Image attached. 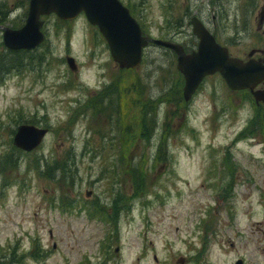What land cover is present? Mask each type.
<instances>
[{
	"label": "rangeland",
	"instance_id": "rangeland-1",
	"mask_svg": "<svg viewBox=\"0 0 264 264\" xmlns=\"http://www.w3.org/2000/svg\"><path fill=\"white\" fill-rule=\"evenodd\" d=\"M28 1L0 0V27L20 29ZM119 1L188 54L191 17L234 57L264 49V0ZM42 20L32 51L0 30V264H264V104L220 75L185 104L171 51L148 45L124 71L83 15ZM22 124L48 129L30 153L12 144ZM93 203L109 214L103 249L101 217L79 211Z\"/></svg>",
	"mask_w": 264,
	"mask_h": 264
},
{
	"label": "water",
	"instance_id": "water-1",
	"mask_svg": "<svg viewBox=\"0 0 264 264\" xmlns=\"http://www.w3.org/2000/svg\"><path fill=\"white\" fill-rule=\"evenodd\" d=\"M81 12H84L90 24L98 27L107 42L112 60L121 70L137 68L142 49L148 43L172 50L177 55L176 69L184 78V102L191 100L207 75L219 72L231 90H249L256 102L264 103V91L254 92V88L264 81V57L258 61L250 59L246 63L229 58L227 50L216 45L195 18L191 23L194 35L200 40L197 52L185 54L178 45L144 38L137 22L118 0H29L27 18L21 29L0 27L4 46L10 51H31L44 40L40 31L42 16L55 14L59 19L67 21ZM66 63L71 70H75L72 58H66ZM46 132L34 126H19L13 144L18 149L31 152L40 145Z\"/></svg>",
	"mask_w": 264,
	"mask_h": 264
},
{
	"label": "trees",
	"instance_id": "trees-1",
	"mask_svg": "<svg viewBox=\"0 0 264 264\" xmlns=\"http://www.w3.org/2000/svg\"><path fill=\"white\" fill-rule=\"evenodd\" d=\"M182 101H183V100H182ZM144 124H145V118L142 119V125H144ZM141 138H143V137L141 136ZM55 161H57V160H55ZM57 162H59V161H57ZM57 167H58V166H56V168H57ZM125 172H126V171H125ZM126 173H127V172H126ZM134 175L136 176V178H140V177H141V174H140V173H137V172H134ZM128 176H130V178H132L131 175H128ZM63 177H64V175H63ZM126 178H127V176H126ZM126 178H125V179H126ZM114 182H115V181H113V183H114ZM61 203L67 205L66 202H62V201H61ZM62 204H61V206L66 208V206H64V205H62ZM69 206H70V205H69ZM93 206H94L95 208H97L96 205H93Z\"/></svg>",
	"mask_w": 264,
	"mask_h": 264
},
{
	"label": "flooded vegetation",
	"instance_id": "flooded-vegetation-1",
	"mask_svg": "<svg viewBox=\"0 0 264 264\" xmlns=\"http://www.w3.org/2000/svg\"><path fill=\"white\" fill-rule=\"evenodd\" d=\"M263 86H264V83H263L262 85L259 86V89H261V87H263Z\"/></svg>",
	"mask_w": 264,
	"mask_h": 264
}]
</instances>
